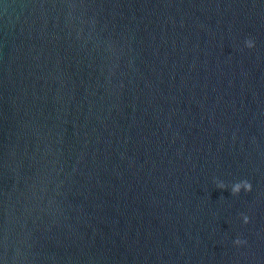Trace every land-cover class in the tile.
<instances>
[{
  "label": "water",
  "instance_id": "95a60500",
  "mask_svg": "<svg viewBox=\"0 0 264 264\" xmlns=\"http://www.w3.org/2000/svg\"><path fill=\"white\" fill-rule=\"evenodd\" d=\"M0 264H264V0H0Z\"/></svg>",
  "mask_w": 264,
  "mask_h": 264
},
{
  "label": "clouds",
  "instance_id": "9594fccd",
  "mask_svg": "<svg viewBox=\"0 0 264 264\" xmlns=\"http://www.w3.org/2000/svg\"><path fill=\"white\" fill-rule=\"evenodd\" d=\"M254 44H255V42L251 39L246 41V45L249 48L254 47ZM241 188H243V190L250 192L252 190V184L248 180H244V181L236 184L233 187L232 191H233V193H238L241 191ZM248 221H249V217L245 216V222L247 223ZM241 242L245 243V241H240L239 239L236 241V243H241Z\"/></svg>",
  "mask_w": 264,
  "mask_h": 264
}]
</instances>
